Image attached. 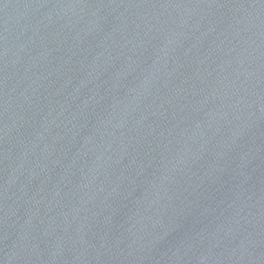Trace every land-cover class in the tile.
<instances>
[{
	"label": "water",
	"instance_id": "95a60500",
	"mask_svg": "<svg viewBox=\"0 0 264 264\" xmlns=\"http://www.w3.org/2000/svg\"><path fill=\"white\" fill-rule=\"evenodd\" d=\"M0 264H264V0H0Z\"/></svg>",
	"mask_w": 264,
	"mask_h": 264
}]
</instances>
